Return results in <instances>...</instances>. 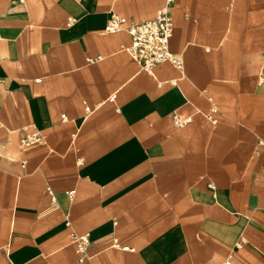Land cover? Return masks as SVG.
I'll use <instances>...</instances> for the list:
<instances>
[{
	"label": "crops",
	"instance_id": "obj_1",
	"mask_svg": "<svg viewBox=\"0 0 264 264\" xmlns=\"http://www.w3.org/2000/svg\"><path fill=\"white\" fill-rule=\"evenodd\" d=\"M165 2L0 0V264H264V0H174L148 73L105 26Z\"/></svg>",
	"mask_w": 264,
	"mask_h": 264
},
{
	"label": "built area",
	"instance_id": "obj_2",
	"mask_svg": "<svg viewBox=\"0 0 264 264\" xmlns=\"http://www.w3.org/2000/svg\"><path fill=\"white\" fill-rule=\"evenodd\" d=\"M174 0H166L159 8L154 18L134 24L127 23L122 17L112 14L105 26V30L111 33L126 31L131 37V45L127 52L138 62L141 69L150 73L152 69L161 63L170 62L177 68H181V60L169 50V40L173 32V22L170 15V8ZM92 61V59H88ZM88 110V109H87ZM210 119L211 116H209ZM187 120L172 115V122L177 127H182ZM43 141L39 132L24 134L20 140L19 147L25 148ZM258 147H264V142L259 140ZM213 187V186H211ZM74 194V190L69 192ZM76 253L79 255V262L84 261L88 245V235L74 236Z\"/></svg>",
	"mask_w": 264,
	"mask_h": 264
}]
</instances>
